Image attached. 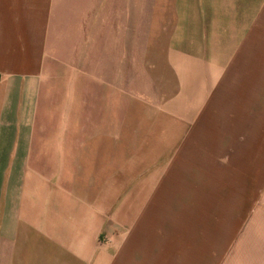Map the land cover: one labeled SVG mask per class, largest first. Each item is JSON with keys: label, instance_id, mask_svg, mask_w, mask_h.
<instances>
[{"label": "crops", "instance_id": "0c3cea01", "mask_svg": "<svg viewBox=\"0 0 264 264\" xmlns=\"http://www.w3.org/2000/svg\"><path fill=\"white\" fill-rule=\"evenodd\" d=\"M262 39L264 0H0V264H264V160L251 211L223 175Z\"/></svg>", "mask_w": 264, "mask_h": 264}, {"label": "rangeland", "instance_id": "374dc122", "mask_svg": "<svg viewBox=\"0 0 264 264\" xmlns=\"http://www.w3.org/2000/svg\"><path fill=\"white\" fill-rule=\"evenodd\" d=\"M264 41V39H262ZM263 47H264V42H263ZM263 59V57H262ZM259 81L261 84V92H260V106H261V129L259 133H252V132H245L244 134V138L243 140L245 142H247V144H249L250 146H255L254 151L253 148L250 149H245V150H237L238 153H236V150H229V161L230 163L234 162V160L236 159V156L238 155V157L240 156V154H244L245 157V163L241 164L239 163L238 166L236 165H229V169L224 173L223 175H227L230 177H240L241 174L244 172L243 178L241 181H237L236 179L233 180V183H231L228 186L229 192H230V196H229V206H235L238 204L242 203V197L241 196H237L236 194V190L240 191V190H246L247 192H250L251 196L250 197H246V204H248V206H250V211L252 210V206L254 204V202L256 201V198L258 199V196H262L264 194V170L263 168H261L260 170V176H259V180L257 181L258 185L256 187V192L255 195L260 193L257 197L253 196V189H254V183H253V172H254V167L255 169H259V166H256V164L252 163V158L251 156L254 154L256 157H259V160L261 161V163L264 160V68L261 71V74H259ZM252 112V110H250L248 113L250 114ZM231 139V138H230ZM234 139V138H233ZM240 141L242 140L241 137L238 138ZM251 155V156H250ZM256 160V158H255ZM261 165V164H260ZM263 166V164H262ZM260 166V167H262ZM239 174V175H238ZM245 177V178H244ZM217 181H213V187H220L219 185H217ZM226 183L225 181L223 182V188H226ZM231 194H234V196H231ZM215 215V214H214ZM219 216V214H216ZM252 213L251 212H245V219L244 217L240 219V228L241 225H246L247 221L250 219ZM244 220V223H243ZM243 223V224H242ZM236 226V222L234 223ZM261 232H264V210L262 209V213H261ZM237 229V228H233L229 230V232H234V234L236 232H238L239 234L242 233V231L244 230L243 228L241 229ZM254 235V231L253 229L250 230V233L248 234V236H253ZM239 236V235H238Z\"/></svg>", "mask_w": 264, "mask_h": 264}]
</instances>
